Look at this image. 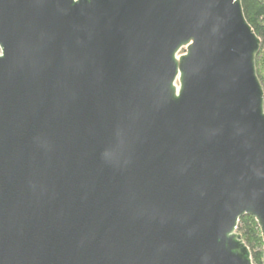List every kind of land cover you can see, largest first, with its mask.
Returning a JSON list of instances; mask_svg holds the SVG:
<instances>
[{
    "label": "water",
    "instance_id": "95a60500",
    "mask_svg": "<svg viewBox=\"0 0 264 264\" xmlns=\"http://www.w3.org/2000/svg\"><path fill=\"white\" fill-rule=\"evenodd\" d=\"M261 44L241 0H0V264H253Z\"/></svg>",
    "mask_w": 264,
    "mask_h": 264
},
{
    "label": "trees",
    "instance_id": "16d2710c",
    "mask_svg": "<svg viewBox=\"0 0 264 264\" xmlns=\"http://www.w3.org/2000/svg\"><path fill=\"white\" fill-rule=\"evenodd\" d=\"M245 17L261 40V50L256 57V71L264 90V0H241ZM237 233L251 251L253 264H264V239L256 220L242 217Z\"/></svg>",
    "mask_w": 264,
    "mask_h": 264
},
{
    "label": "rangeland",
    "instance_id": "374dc122",
    "mask_svg": "<svg viewBox=\"0 0 264 264\" xmlns=\"http://www.w3.org/2000/svg\"><path fill=\"white\" fill-rule=\"evenodd\" d=\"M181 54H185V50H183V51L181 52Z\"/></svg>",
    "mask_w": 264,
    "mask_h": 264
},
{
    "label": "built area",
    "instance_id": "2783aa9c",
    "mask_svg": "<svg viewBox=\"0 0 264 264\" xmlns=\"http://www.w3.org/2000/svg\"><path fill=\"white\" fill-rule=\"evenodd\" d=\"M0 53H1V50H0ZM182 55H184V54H181V53L179 54V56H182Z\"/></svg>",
    "mask_w": 264,
    "mask_h": 264
}]
</instances>
